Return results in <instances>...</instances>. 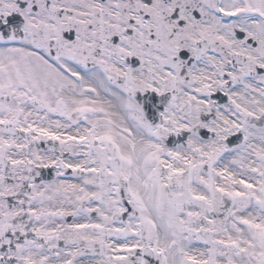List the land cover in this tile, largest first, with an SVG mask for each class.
<instances>
[{
  "label": "snow or ice",
  "instance_id": "6c2138e0",
  "mask_svg": "<svg viewBox=\"0 0 264 264\" xmlns=\"http://www.w3.org/2000/svg\"><path fill=\"white\" fill-rule=\"evenodd\" d=\"M0 264H264V0H0Z\"/></svg>",
  "mask_w": 264,
  "mask_h": 264
}]
</instances>
